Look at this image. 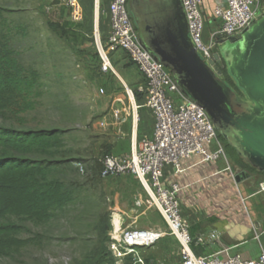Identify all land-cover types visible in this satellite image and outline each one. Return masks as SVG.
<instances>
[{
	"label": "rangeland",
	"instance_id": "1",
	"mask_svg": "<svg viewBox=\"0 0 264 264\" xmlns=\"http://www.w3.org/2000/svg\"><path fill=\"white\" fill-rule=\"evenodd\" d=\"M76 3L83 12L80 22L72 20L71 0H0V20L9 28L12 48L22 65L39 73L42 91L35 111L24 115L20 122L10 115L0 117V125L15 130L60 132L62 145L54 158L57 160H86L93 156L90 100L103 87L101 81L95 80L101 72L96 38L101 36L103 40L109 30L106 6L103 0L98 8L95 0ZM209 33L205 29V42ZM111 59L113 65L115 59L128 60L122 52ZM131 66L134 67L129 62L126 69ZM239 97L245 100L244 96ZM26 157L46 158L41 154ZM61 178L79 184L75 203L55 213L47 223L16 217L3 220L25 230L16 236L20 245L10 255L0 256V264H115L108 242L112 221L118 229L122 220L133 228L167 234L154 248L142 252L145 258L181 264L178 242L169 235L162 216L134 178H88L69 171ZM107 222L110 229L105 233Z\"/></svg>",
	"mask_w": 264,
	"mask_h": 264
},
{
	"label": "built area",
	"instance_id": "2",
	"mask_svg": "<svg viewBox=\"0 0 264 264\" xmlns=\"http://www.w3.org/2000/svg\"><path fill=\"white\" fill-rule=\"evenodd\" d=\"M101 0H95L96 7ZM110 26L103 40L96 38L97 52L102 73H113L112 56L122 52L144 79L138 90L141 101L136 102L134 92L127 93L133 99V112L148 109L154 120L153 133L134 145L129 155L117 157L107 155L102 160V179L129 176L136 180L154 203L168 226L172 236L180 246L181 264H264V253L256 259H244L241 255H230L224 249L217 255L198 257L192 250L193 238L187 222L180 211L179 194L181 188L176 183L166 181L164 168L172 167L180 172L181 161L191 156L201 158V163H211L227 159L224 145L203 109L188 100L177 87L171 71L160 64L140 45L137 32L129 14V0H103ZM187 19L188 29L197 52L204 62L219 76L225 64L217 48L230 37H242L260 20L264 19V5L255 0H224V7H216L214 16L220 21L208 41L203 40L204 18L200 10L201 0H181ZM72 20L80 22L83 12L76 0H71ZM103 93V91H101ZM234 179L244 176L238 168L227 169ZM84 174V168L79 165ZM264 192V181L259 185ZM113 231L108 242V251L115 264H163L145 258L142 252L155 247L167 234L133 228L122 220L118 229L112 221ZM202 242L203 240H198ZM222 255V257H220Z\"/></svg>",
	"mask_w": 264,
	"mask_h": 264
},
{
	"label": "crops",
	"instance_id": "3",
	"mask_svg": "<svg viewBox=\"0 0 264 264\" xmlns=\"http://www.w3.org/2000/svg\"><path fill=\"white\" fill-rule=\"evenodd\" d=\"M255 1L264 5V0ZM216 7H224V0H201L200 10L209 36L220 25L214 16ZM127 65L129 60L115 59L113 73L100 72L95 77L103 87L90 100L89 131L94 148L93 156L84 160L88 165L108 154L127 156L134 145L152 136L151 112L143 108L134 113V101L127 93L132 90L139 103L142 95L138 90L144 79L135 67L126 69ZM229 167L232 171L239 168L228 157L201 163L200 157L191 156L181 161L180 172L165 167L164 173L167 182L181 188L180 211L193 238L194 255L207 257L229 248L230 255L256 259L264 253V192L259 191L264 177L249 173L234 179Z\"/></svg>",
	"mask_w": 264,
	"mask_h": 264
},
{
	"label": "water",
	"instance_id": "4",
	"mask_svg": "<svg viewBox=\"0 0 264 264\" xmlns=\"http://www.w3.org/2000/svg\"><path fill=\"white\" fill-rule=\"evenodd\" d=\"M128 6L140 45L171 71L180 92L203 109L238 156L264 175V19L242 37L222 41L215 56L237 92L197 52L181 0H129Z\"/></svg>",
	"mask_w": 264,
	"mask_h": 264
},
{
	"label": "trees",
	"instance_id": "5",
	"mask_svg": "<svg viewBox=\"0 0 264 264\" xmlns=\"http://www.w3.org/2000/svg\"><path fill=\"white\" fill-rule=\"evenodd\" d=\"M225 76L227 82L236 88L226 73ZM40 97L39 73L20 63L12 48L9 28L0 20V117L10 115L20 122L24 115L36 110ZM59 134L58 131L15 130L0 125V256L10 255L13 248L20 245L16 236L25 230L23 226L4 223L3 220L16 217L47 223L55 213L73 205L80 186L61 176L65 177L67 171L72 174L80 172L79 165L84 168L88 178H101L102 160L107 155L101 160H93L89 165L84 160L54 159L62 145ZM217 135L227 157L229 155L228 158L244 171V176L249 174L248 169L251 173L259 174L238 156L220 134ZM31 154H41L46 158L26 157ZM109 229L107 222L104 232L108 233Z\"/></svg>",
	"mask_w": 264,
	"mask_h": 264
},
{
	"label": "flooded vegetation",
	"instance_id": "6",
	"mask_svg": "<svg viewBox=\"0 0 264 264\" xmlns=\"http://www.w3.org/2000/svg\"><path fill=\"white\" fill-rule=\"evenodd\" d=\"M224 62V61H223ZM225 63V62H224ZM221 73H222V75H224V77L225 78H223L222 76H220L225 82H227V80H226V76H225V73L227 74V76H229V74H228V70H227V66H226V64H224L223 65V68L221 69ZM229 78H230V76H229ZM230 80H232L231 78H230ZM228 83V82H227ZM229 84V83H228ZM230 86H231V84H229ZM233 89H235L236 91H237V89L235 88V87H233V86H231ZM238 92V91H237ZM239 96H242V95H240L239 94ZM239 100H242L240 97H239Z\"/></svg>",
	"mask_w": 264,
	"mask_h": 264
}]
</instances>
